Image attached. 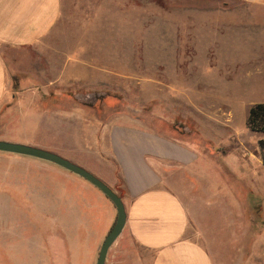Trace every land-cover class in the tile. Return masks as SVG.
Masks as SVG:
<instances>
[{
    "label": "rangeland",
    "instance_id": "1",
    "mask_svg": "<svg viewBox=\"0 0 264 264\" xmlns=\"http://www.w3.org/2000/svg\"><path fill=\"white\" fill-rule=\"evenodd\" d=\"M62 4L39 46L0 48L15 71V98L0 107V142L90 172L118 125L194 148L193 169L212 177L205 196L222 190L196 215L215 251L237 198L247 216L264 206V119L249 122L250 110L264 105V10L237 0ZM178 185L188 195V183ZM84 186L99 193L51 163L0 152V264H95L105 234L94 226L102 216L84 204ZM87 236L90 245H81ZM131 250L118 238L105 264H135Z\"/></svg>",
    "mask_w": 264,
    "mask_h": 264
},
{
    "label": "crops",
    "instance_id": "2",
    "mask_svg": "<svg viewBox=\"0 0 264 264\" xmlns=\"http://www.w3.org/2000/svg\"><path fill=\"white\" fill-rule=\"evenodd\" d=\"M237 1L264 10V0ZM62 14V0H0V48L21 51L39 46ZM7 65L0 50V107L15 98L10 86L15 71ZM64 72L62 69L57 81ZM16 76L22 79L23 75ZM40 76L44 78L47 73L42 71ZM100 158V169L95 167V174L87 171L122 200L126 221L119 238L126 237L131 245L133 263L264 264V218L260 216L264 206L248 211L247 216L239 198L237 206L228 209L222 243L215 251L211 249L208 232L196 215L199 208L214 204L222 190L205 196L212 177L199 175L193 169L200 159L194 148L118 125L109 132V148L103 150ZM185 171L190 172L189 180L184 177ZM181 182L188 183V195L178 185ZM98 192L84 186V204L102 216L94 226L100 227L106 237L115 222L116 210ZM182 197L188 199V207ZM90 243L87 236L81 245Z\"/></svg>",
    "mask_w": 264,
    "mask_h": 264
},
{
    "label": "water",
    "instance_id": "3",
    "mask_svg": "<svg viewBox=\"0 0 264 264\" xmlns=\"http://www.w3.org/2000/svg\"><path fill=\"white\" fill-rule=\"evenodd\" d=\"M0 152L34 158L62 168L65 171H68L88 182L90 185L99 190L112 203L116 210V219L112 228L110 229V231L104 238L103 243L101 244L98 257L95 263L105 264L109 249L119 238L125 226V209L120 197H118V195L115 194L105 183H103L101 180L89 173L87 170L55 153L35 147L11 144L6 142H0Z\"/></svg>",
    "mask_w": 264,
    "mask_h": 264
},
{
    "label": "trees",
    "instance_id": "4",
    "mask_svg": "<svg viewBox=\"0 0 264 264\" xmlns=\"http://www.w3.org/2000/svg\"><path fill=\"white\" fill-rule=\"evenodd\" d=\"M258 117H261L262 119H264V105H261V104L256 105L255 107H253L250 110V113H249V122L251 123L252 122V119L254 121V119H256ZM252 124H253V122H252Z\"/></svg>",
    "mask_w": 264,
    "mask_h": 264
}]
</instances>
